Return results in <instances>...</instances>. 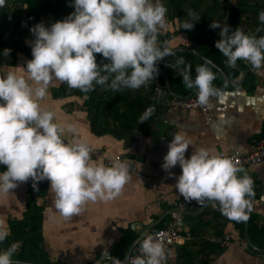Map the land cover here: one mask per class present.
Wrapping results in <instances>:
<instances>
[{
    "label": "clouds",
    "instance_id": "9594fccd",
    "mask_svg": "<svg viewBox=\"0 0 264 264\" xmlns=\"http://www.w3.org/2000/svg\"><path fill=\"white\" fill-rule=\"evenodd\" d=\"M6 0H0V6ZM74 10L50 25L37 22L30 26L33 39L32 58L24 70L34 83L15 71L0 74V192H10L18 181L48 179L52 204L65 218L80 215L86 202L115 199L132 178L130 165L122 159L110 163L96 162L89 144L77 134L71 121L58 122L56 113L42 107L40 100L50 94L52 86L66 82L70 88L87 92L102 84L114 90L138 88L159 74L157 61L174 49L158 44L159 25H163L168 11L163 0H71ZM182 27L191 29L200 15L187 10ZM258 18L264 22V9ZM212 28H219L215 46L235 65L244 58L254 67L264 66V35L248 34L242 28H232L212 20ZM260 31V28H257ZM7 55L10 48L3 50ZM95 53L108 58L97 62ZM185 64L180 56L174 67ZM179 68L188 88H196L198 102L207 103L217 89L212 81L215 73L209 62ZM164 88H162L163 90ZM192 93V92H191ZM174 96V95H173ZM155 110L150 105L139 117L146 121ZM72 133L68 140L65 133ZM190 142L183 131H177L168 142L161 167L169 170L179 164L176 176L178 192L188 200L204 203L218 202L220 211L233 219L246 220L251 207L253 179L243 166L231 156L200 146L186 156ZM243 173V175H238ZM2 223V222H0ZM0 227V241L9 235ZM141 254L129 255L126 260L110 255L104 249L95 264H165L166 246L158 236L145 232L137 241ZM15 244L0 250V264H15L12 259Z\"/></svg>",
    "mask_w": 264,
    "mask_h": 264
},
{
    "label": "crops",
    "instance_id": "0c3cea01",
    "mask_svg": "<svg viewBox=\"0 0 264 264\" xmlns=\"http://www.w3.org/2000/svg\"><path fill=\"white\" fill-rule=\"evenodd\" d=\"M17 11L25 15L23 6H18ZM54 21L56 19L50 14L40 20L46 26ZM5 37L18 43L19 49L7 55L2 51L0 74L15 71L24 75L29 83H34L23 68H26V61L32 58L31 45L27 42L34 38L30 25L22 19L16 30L6 33ZM260 68L264 72V67ZM244 69L237 78H229L238 79ZM250 73L253 77L244 83L249 72L239 82H228L221 74L224 82L212 98L209 122L199 110L172 109L167 105L156 116L151 130L146 133L135 130L132 140L92 133L86 113L81 109L82 99L76 95L58 94L62 83L52 86L50 94L40 100L41 106L53 110L58 122H74L78 136L92 146L101 147L104 157L121 155L127 159L132 178L115 199L88 201L84 212L71 218H65L50 207L53 194L46 179L45 194L37 197V203L41 206L42 218L40 246L48 258L61 264H95L96 259L102 258L105 248L110 255L120 258V252H127L140 235L152 233L157 225H163L170 214L165 213L177 207L180 197L175 186L176 176L169 175V172L177 175L181 172L179 164L169 170L161 167L168 142L177 131H183L190 142L186 156L200 146L214 152L250 151L254 141L264 134V77ZM65 136L72 138V133L66 132ZM94 160L104 162L103 158ZM244 170L255 185L249 218L250 214L254 215L255 223L264 226V162ZM9 191L0 192V227L5 229H9L10 219L22 218L30 197L26 181H18L17 186ZM201 205L196 200H188L185 209L195 213ZM215 206V202L208 200L204 209H214ZM204 209L196 215L183 214L177 242L166 248L165 264H180L184 257H190L184 254L186 250L182 247L191 252V264H205L206 257H209L206 264H264V252L251 249L245 233L241 237L236 226L225 220L226 215L219 207L216 210L219 215L215 218L209 213L203 214ZM221 227L222 234L218 235ZM224 236L229 238V243L225 245L220 243ZM209 243L218 245L220 249L214 248L210 252Z\"/></svg>",
    "mask_w": 264,
    "mask_h": 264
},
{
    "label": "trees",
    "instance_id": "16d2710c",
    "mask_svg": "<svg viewBox=\"0 0 264 264\" xmlns=\"http://www.w3.org/2000/svg\"><path fill=\"white\" fill-rule=\"evenodd\" d=\"M168 11L166 13L165 23L171 24V29L158 32V44L171 48L183 47L194 48L197 53L210 59L214 64L209 66L215 73V79L212 81L215 88L221 87L224 79L217 69L220 67L230 78H237L242 69L248 65L247 59L239 58L235 65L227 63V57L215 46V41L219 39V28L210 27L212 20H217L221 24L227 23L232 28L240 27L248 34L256 36L264 35V22L258 18L261 9H264V0H163ZM18 6L25 8V15L22 16L18 11ZM193 9L200 15V18L194 22V27L186 29L182 27L183 21L188 17L187 10ZM74 10L71 0H6L5 4L0 6V55L5 48H10L11 52L19 49L18 43L7 40L6 33L14 32L22 19H25L28 25H34L40 22L41 17L46 14L52 15L56 20L63 19ZM260 31H257V28ZM97 62H107L108 58L101 53H95ZM185 58V64L179 68L191 65L192 76L196 75V66L205 63L206 60L199 58L192 51L182 49L174 52L157 61L159 74L154 79H149L138 88H123L114 90L109 86L96 84L95 87L87 92L79 88H70L66 82H62L58 89V94L62 96L76 95L82 99L81 109L85 111L89 128L95 135L111 134L116 138L132 140L135 130L144 133L151 130L158 113L168 105V100L173 96H187L193 88H188L183 81L179 68L174 67L173 63L180 57ZM264 67V66H262ZM253 74L249 72L243 83L252 78ZM165 78L168 79L172 94H163L156 90L157 86L165 87ZM159 84V85H158ZM227 85V84H226ZM155 105V110L146 121H139L140 115L150 106ZM264 139V134L260 138ZM6 165L0 164V170L6 169ZM27 190L30 197L26 204V209L20 219H10L8 221L9 235L4 241H0V250L6 249L13 244L17 250L13 253L12 259L27 261L39 264H61L57 261H51L40 246L41 242V206L37 203V197H43L46 190V179L38 181V188H33L32 179L26 181ZM214 209L209 207L204 209V213L211 214L212 218L217 217L218 202ZM201 213V214H202ZM226 221L232 222L241 237H244L243 220H237L225 217ZM162 226L157 225L156 230ZM222 227L218 235L222 234ZM248 232L251 242L259 248H264V226L255 223L254 215L250 214ZM211 251L214 248L220 249L218 245L210 244ZM184 249V254L192 257L191 252ZM125 251L120 252L119 257L123 258ZM190 257H184L180 264H191ZM209 261L206 257L205 262ZM205 263V264H206Z\"/></svg>",
    "mask_w": 264,
    "mask_h": 264
},
{
    "label": "built area",
    "instance_id": "2783aa9c",
    "mask_svg": "<svg viewBox=\"0 0 264 264\" xmlns=\"http://www.w3.org/2000/svg\"><path fill=\"white\" fill-rule=\"evenodd\" d=\"M156 90L160 92L162 89L160 88V86H157ZM213 96L214 94L209 97L207 103L201 104L198 102V91L196 89L194 92L190 93L187 96H176V95L172 96L168 100V105L172 109L199 110L204 115L206 122H209L211 120L209 106L211 104ZM67 139L71 140L72 138H67ZM89 146L92 150L91 155L93 159L103 158L105 163H110L115 159H122L127 163H129L128 160L122 157L121 155H116L113 158H106L103 155L101 147H95L90 144ZM219 153H223L225 155L231 156L236 162L242 165L243 168H247L252 165L264 162V139L263 138L256 139L253 143L251 150L245 153L236 150L230 152L220 151ZM187 202L188 199H185L180 194L178 203L176 205L177 207L169 214L165 223L152 232V234L158 236V238L164 241L166 248L177 242V239L179 237L180 225L183 222L182 209L186 207ZM220 243L224 245L228 244L229 238L227 236H224L222 239H220ZM137 254H141L139 251V244H137L130 253V255H137Z\"/></svg>",
    "mask_w": 264,
    "mask_h": 264
},
{
    "label": "water",
    "instance_id": "95a60500",
    "mask_svg": "<svg viewBox=\"0 0 264 264\" xmlns=\"http://www.w3.org/2000/svg\"><path fill=\"white\" fill-rule=\"evenodd\" d=\"M182 49H186V50H189V51H192V52L196 53V54L198 55L199 58L205 59V60L208 61L210 64H212V65L215 66V64H214L210 59H208V58H206L205 56H203V55L197 53V51H196L194 48H191V47H188V48L176 47V48H174V52H176V51H178V50H182ZM167 56H168V55H165V56L163 57L165 61L167 60ZM217 69H218L219 72L223 75L224 79H225L226 81H228V82H239V81H241V80H243V79L245 78V76L247 75L248 72H253V73L257 74L258 76H263V77H264V72L262 71V69H261L260 67H254L253 65H248V66L244 69L242 75H241L238 79H236V80H231V79L229 78V76H228V75H227V74H226V73H225L220 67H217ZM165 82H166V83H165V87H164V89H163V93H164V94H166V93H168V94H172V92H171V88H170V84H169V82H168V79L165 78ZM195 90H196V88H193V91H192V92H194ZM252 188H253V191H252V193L249 195V202H250V205H251V202H252V199H253L254 190H255V185H254V184L252 185ZM207 202H208V200H206L204 203H202V205H201V207L199 208V210L196 211L195 213H193V212H189V211L186 210L185 208L182 209V213H183V214H190V215H194V214H195V215H196V214L200 213V212L204 209V207L206 206ZM173 210H174V209H170V210H168V211L165 213V215L171 213ZM246 211L248 212V219H246V220H245V223H244V233H245L246 242H247V244L251 247V249H253V250L257 251V252H264V248L256 247V246L251 242V240H250L249 232H248V221H249V212H250V208L247 209ZM141 238H142V235H140V236L134 241V243L129 247V249H128L126 255H125V257H124L122 260H126V259H127V256L130 255V253L132 252V250L134 249V247L138 244L137 241H138L139 239H141ZM14 261L17 262V263L19 262V263H24V264H39V263H32V262L21 261V260H14Z\"/></svg>",
    "mask_w": 264,
    "mask_h": 264
},
{
    "label": "rangeland",
    "instance_id": "374dc122",
    "mask_svg": "<svg viewBox=\"0 0 264 264\" xmlns=\"http://www.w3.org/2000/svg\"><path fill=\"white\" fill-rule=\"evenodd\" d=\"M228 1L231 2L233 0H228ZM158 27L162 31H166L167 29H170L171 28V26L169 24H166V23H164L163 25H159Z\"/></svg>",
    "mask_w": 264,
    "mask_h": 264
}]
</instances>
